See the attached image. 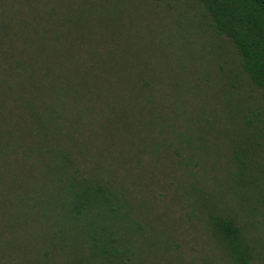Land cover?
<instances>
[{
    "label": "trees",
    "instance_id": "1",
    "mask_svg": "<svg viewBox=\"0 0 264 264\" xmlns=\"http://www.w3.org/2000/svg\"><path fill=\"white\" fill-rule=\"evenodd\" d=\"M130 1L0 0V264H261L257 121L230 105L225 120L180 118L188 82L209 97L208 55L189 42L199 29L173 38L154 18L156 41L142 40ZM187 1L264 91V0ZM170 187L158 211L155 191ZM186 202L177 226L200 223L201 258L181 252L168 218Z\"/></svg>",
    "mask_w": 264,
    "mask_h": 264
},
{
    "label": "rangeland",
    "instance_id": "2",
    "mask_svg": "<svg viewBox=\"0 0 264 264\" xmlns=\"http://www.w3.org/2000/svg\"><path fill=\"white\" fill-rule=\"evenodd\" d=\"M147 5H152L151 7H153L152 9L149 8L147 11L150 14L144 11L145 8H147ZM166 5L168 7H170V5L171 7H174L179 5V3L170 1L166 2ZM166 5L162 0H150L148 2H144V0L143 2L131 0L129 8L140 12L139 24L145 27V30L141 31L142 40H145L148 37L156 41V35L160 32H155L156 22L154 21V18L162 21L160 25L165 28V31L167 29H169V31H174L173 38H184V36L187 35L185 33L187 25H190L189 30L192 34L194 32L193 28L199 29L197 36L190 37L189 42L195 52H199L204 56L208 55L207 61L202 64V71L208 74L202 81V86L204 89L208 90L209 97L201 94V92L197 90L196 85L193 86L192 82L191 84L188 82V84L184 86V89L188 85V98L191 99V102L187 105H184L183 103L178 104L179 108H182L184 105L180 118L187 122L190 117L195 116L196 113L209 111L213 116V120H225V116L219 108L230 105L231 112L240 114L242 117L250 119L251 121H257L258 129L254 131L253 134L262 135V138H255L260 145L257 150L260 149V153H262V151H264V143H262L261 140L264 138V91L256 88L249 82L241 69L239 59L233 48L225 39L221 37L215 38L210 34L207 35L204 33L203 28L201 27L204 20L201 17V12L198 8L191 6L187 0H181V5L178 10H170V8L166 9ZM197 25L200 27H197ZM161 37L164 38L165 34ZM219 131L217 123H215L214 134L217 138L221 139L220 136L222 135H218ZM237 139L242 140L241 137L237 138V136L233 140ZM251 144L253 148H255V141H252ZM226 148H229L227 142L224 143L222 150H225ZM224 165L226 167L225 161ZM224 165L222 161V167ZM227 167L229 169V163L227 164ZM213 173L218 179H220L216 172L213 171ZM208 178H210V176ZM207 182L208 184L213 183L211 180ZM171 191L172 187L167 190L165 188L156 189L154 200L158 206V211L166 209L165 207L171 208V200L168 196V193ZM171 193L169 195H171ZM192 207V205H188V202L184 203L182 207L174 208V206H172V209L168 210V218L172 220L173 228L177 232L182 229L179 232L182 235L180 237L177 236L176 238L180 242L179 245L181 247V252H183L186 258L192 257L195 253L196 256L201 258L207 250L203 243L204 234L200 223L198 224V222L195 221V225L189 224L183 218V225H181L180 228L177 226V218L180 216L185 217L184 215L188 213ZM256 212L257 215L253 218L252 222H255L258 231L254 232L252 228L251 235L257 242H259L257 252L259 253L260 248H263L259 253V258L262 261L261 264H264V208H261L260 210L257 209Z\"/></svg>",
    "mask_w": 264,
    "mask_h": 264
}]
</instances>
